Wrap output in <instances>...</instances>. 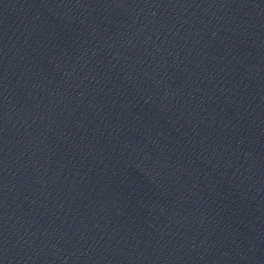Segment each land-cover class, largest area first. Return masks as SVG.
<instances>
[{"label":"water","instance_id":"95a60500","mask_svg":"<svg viewBox=\"0 0 264 264\" xmlns=\"http://www.w3.org/2000/svg\"><path fill=\"white\" fill-rule=\"evenodd\" d=\"M0 264H264V0H0Z\"/></svg>","mask_w":264,"mask_h":264}]
</instances>
